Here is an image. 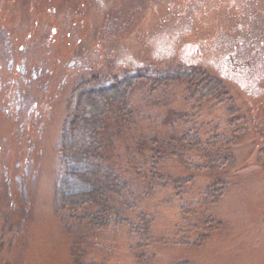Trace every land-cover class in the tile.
Masks as SVG:
<instances>
[{
	"label": "rangeland",
	"instance_id": "obj_1",
	"mask_svg": "<svg viewBox=\"0 0 264 264\" xmlns=\"http://www.w3.org/2000/svg\"><path fill=\"white\" fill-rule=\"evenodd\" d=\"M0 11L8 24H0V62L8 69L15 64L7 27L35 17L39 42L52 34L72 54L56 77L61 86L46 84L52 105L38 165L29 153L16 156L21 134L0 150V264H264V0H0ZM38 48H25L17 79L0 85L1 113L16 125L31 116V79L50 75L35 60ZM136 69L202 70L229 99L205 98L186 81L156 88L143 81L129 94L130 116L119 119L109 107L102 151L129 186L111 197L125 222L93 230L82 218L96 207L65 205L91 190L83 179L90 165L62 151L74 141L63 130L68 98L86 72ZM217 180L228 187L210 215L223 227L196 244L206 220L202 195ZM142 215L148 235H131Z\"/></svg>",
	"mask_w": 264,
	"mask_h": 264
},
{
	"label": "trees",
	"instance_id": "obj_2",
	"mask_svg": "<svg viewBox=\"0 0 264 264\" xmlns=\"http://www.w3.org/2000/svg\"><path fill=\"white\" fill-rule=\"evenodd\" d=\"M36 19L35 17L34 20L36 21ZM0 20L1 25H8L4 22L5 19L2 17L1 11ZM34 22L25 26H21L19 23L9 24V27H7L10 33V54L15 68L13 70L8 69L5 63L0 62V85L5 86L11 79L13 81L17 79L16 71L19 69L21 54L25 48L32 47L34 44L39 47L35 50V60L39 59L46 69L48 67L50 75L44 74L31 79L29 89L32 91L33 98L30 101L31 116L28 121L23 119L20 121L22 123L16 125L15 120L8 118L9 111L5 110L6 112L1 113L6 104H3L0 108V150H5L6 147H14L16 137L21 134L20 141L16 140L19 144L16 146V156L19 152H22V155L29 153L30 158L38 165L37 162L41 159V127L45 123L46 115L52 105V97L50 98L51 85L56 83L57 87L61 86L63 82L56 79V77L59 73H62L61 68L66 64L65 58L72 54L71 50L66 47V43L52 34L43 39L47 40L46 44L43 40L39 42V27L35 28L37 24ZM51 22L54 21L51 20ZM41 44H44L42 48H40ZM41 59L43 60L41 61ZM95 66L98 68V64ZM89 68L92 71V67ZM90 71L82 74V79L78 81L69 95L67 103L68 117L63 124V130L74 141L62 151L77 161L90 165V171L83 179L91 185V190L84 195L66 199L65 205L73 211L86 206L96 207L97 211L84 215L82 221L90 229L101 230L111 227L113 224L121 225L125 222L112 207L111 197L122 196L129 190L128 184L123 182L121 177L106 165L103 155L101 136L106 129L105 114L108 108L114 107V115L119 119L130 116L129 94L137 84L143 81L150 83L153 88L186 81L190 87L199 90L205 98L209 99H220L222 97L223 99H229V94L219 80L197 69H167L164 71L136 69L122 71L112 76H102V74ZM79 73L78 70L74 72L76 75ZM71 75L69 73L65 76L70 78ZM49 82L53 83L47 86L46 84ZM4 92L5 88L0 92L1 101L5 97ZM19 126L24 127L20 128ZM24 136L28 137L29 144ZM227 149L229 148H226V151ZM26 162H28L27 156ZM223 162L224 160H222ZM10 181L14 184L11 187V191L14 192L17 187L16 182L13 183V179H10ZM192 181V177L180 179L176 182V189H181ZM227 187L226 182L217 180L205 188L200 207L203 206L205 210L204 217L206 220L202 223L201 233L198 236L199 240L195 242L196 244H201L210 239L212 233L222 229V223L216 220L212 214L210 215V210L220 202L227 191ZM138 220V223L129 225L130 234L147 236L150 231L148 217L142 215ZM140 258V256L137 257V260L140 261Z\"/></svg>",
	"mask_w": 264,
	"mask_h": 264
}]
</instances>
